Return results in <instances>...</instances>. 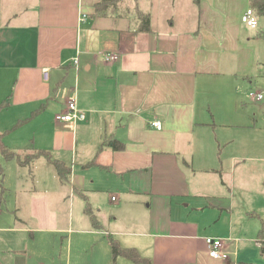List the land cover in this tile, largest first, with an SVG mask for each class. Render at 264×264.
Instances as JSON below:
<instances>
[{"label":"crops","instance_id":"1","mask_svg":"<svg viewBox=\"0 0 264 264\" xmlns=\"http://www.w3.org/2000/svg\"><path fill=\"white\" fill-rule=\"evenodd\" d=\"M103 1L0 0L4 144L47 150L69 167L64 180L44 157L20 165L0 155V264H136L113 261L110 237L148 264H264V218L216 198L212 169L197 166L212 162L218 116L229 117L232 102L246 106L235 92L259 61L249 39L263 33L255 31L264 15L243 34L254 0ZM146 15L150 30L141 31ZM71 98L85 118L55 120ZM114 139L122 149L107 143ZM32 167L53 186L65 182L83 212L86 199L101 228L85 213L58 226L51 200L34 195L46 186ZM207 237L221 239L227 258L209 256Z\"/></svg>","mask_w":264,"mask_h":264},{"label":"rangeland","instance_id":"2","mask_svg":"<svg viewBox=\"0 0 264 264\" xmlns=\"http://www.w3.org/2000/svg\"><path fill=\"white\" fill-rule=\"evenodd\" d=\"M260 19V16L256 14ZM259 26V25H258ZM243 34H251L254 29L242 23ZM262 31L257 38L250 37V48L259 59L255 61L252 73H246L250 82L241 85L235 92L239 100L246 103L245 108H241L239 103L229 104V117H219L214 121L215 127H212V162H204L197 166H208L212 169V193L218 199H232L235 203L236 211L246 208H253V220L257 214L264 218V29L257 27L256 32ZM248 46V45H247ZM259 64H258V63ZM261 92L262 100L250 98V93ZM217 109H214L216 111ZM228 116V115H227ZM215 143V145H214ZM235 157H238L234 159ZM44 163L43 160H39ZM194 167L195 163H194ZM42 168L36 171L39 186H46L45 192L38 190L34 192L35 196H41L44 200H51L55 206L58 218V226L66 224L69 216L74 215L75 220L85 219L83 212L84 201L75 192L66 188L65 182L60 183L56 178V185L47 177ZM51 169L52 166H51ZM42 173V175H41ZM29 183V178L26 179ZM209 181V178H205ZM43 188V187H42ZM50 189V192H48ZM9 195V191L7 193ZM103 197V194H99ZM106 206L104 205L105 209ZM250 211V210H249ZM258 214V215H259ZM87 218V217H86Z\"/></svg>","mask_w":264,"mask_h":264},{"label":"trees","instance_id":"3","mask_svg":"<svg viewBox=\"0 0 264 264\" xmlns=\"http://www.w3.org/2000/svg\"><path fill=\"white\" fill-rule=\"evenodd\" d=\"M253 7L254 10L258 15H264V0H254L253 1ZM108 3V0H104L101 4L106 5ZM141 25L139 27V30L141 31H149L150 26H149V18L148 16H143ZM38 111H35L37 113ZM24 122L23 120H20L14 125L13 128L18 126L20 123ZM3 136L4 133L0 132V155L5 159V160H10V159H15L20 165H30L31 162L35 158L39 157H44L46 158L57 170V173L61 179H66V177L69 174V167H66V165L60 161L53 159L49 153V151L44 150V149H38L35 151H30L27 153H18L14 150H11L8 148L3 141ZM105 142V141H104ZM103 142V143H104ZM102 143V145H103ZM108 144L112 146L114 150H120L123 148V143L118 141V140H109L107 141ZM89 165L93 164V161H90L88 163ZM3 177H4V172L3 168L0 164V206L4 203L5 201V188L3 186ZM85 207H84V213L89 216L90 222L94 228H101L98 220L96 219L92 208L90 204L87 202L85 199ZM257 241L259 243V249L260 253L264 255V219L260 218V228L257 232ZM109 243H110V248H111V255L113 261L117 259L118 256H123L125 258L130 259L136 264H148V261L146 259L141 258L138 253L136 252L135 249L133 248H123L120 246L117 240L114 238L110 237L109 238Z\"/></svg>","mask_w":264,"mask_h":264},{"label":"built area","instance_id":"4","mask_svg":"<svg viewBox=\"0 0 264 264\" xmlns=\"http://www.w3.org/2000/svg\"><path fill=\"white\" fill-rule=\"evenodd\" d=\"M81 19V18H80ZM242 22L250 27H255L257 24V18L254 11L250 8L246 9L244 14L241 16ZM101 56L106 61H111L117 59L118 55L116 53L102 52ZM250 98L255 100H262L263 94L261 92L250 93ZM85 118L84 112L80 110L77 106L75 99L71 98L66 103V109L55 115V120L71 122L73 124L83 120ZM154 127L159 128L160 122L153 121L151 123ZM114 199V198H113ZM208 246V254L213 258H227V253L220 249L221 239L207 237L205 239Z\"/></svg>","mask_w":264,"mask_h":264}]
</instances>
